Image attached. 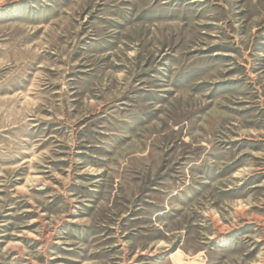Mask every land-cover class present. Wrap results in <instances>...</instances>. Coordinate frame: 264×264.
Returning a JSON list of instances; mask_svg holds the SVG:
<instances>
[{
    "label": "rangeland",
    "instance_id": "1",
    "mask_svg": "<svg viewBox=\"0 0 264 264\" xmlns=\"http://www.w3.org/2000/svg\"><path fill=\"white\" fill-rule=\"evenodd\" d=\"M0 264H264V0H0Z\"/></svg>",
    "mask_w": 264,
    "mask_h": 264
}]
</instances>
